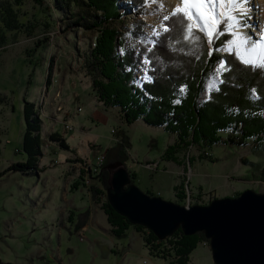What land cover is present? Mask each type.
<instances>
[{
	"label": "rangeland",
	"instance_id": "obj_1",
	"mask_svg": "<svg viewBox=\"0 0 264 264\" xmlns=\"http://www.w3.org/2000/svg\"><path fill=\"white\" fill-rule=\"evenodd\" d=\"M118 4L120 15L112 23L118 31L116 39H123L125 49L135 52L139 41L129 35L134 23H143L145 36L140 43L148 50L151 37H157L154 33L163 31V17L175 9L162 7L157 0H145L136 7L129 0H119ZM7 5L14 16L5 17L8 27L0 23V97L4 98L0 103V171L25 159L20 147L26 100L34 105L43 123V172L35 173L32 183L37 180L38 189L44 185L46 192L26 197L25 189L33 185H27L20 173H7L0 178V264H168V260L147 251L142 230L130 226L120 239L109 237L104 231L107 223L103 207L108 202L110 172L123 164L109 161L99 179L91 178L88 184L82 180L86 177L84 162L95 160V165V156H105L106 148L115 146L123 137L128 142V159L123 166L135 174L134 185L152 196L184 206L187 202L205 205L214 198L236 197L245 190L264 192V143L256 146L254 140H249L244 146L229 145L224 143L228 132H221L217 144H190L178 149L176 161L164 160L166 148L175 142L173 134L140 119L127 124L118 108L104 107L97 101L85 69V57L96 32L71 24L66 28L65 22L70 19L64 20L66 16L53 8L51 0H0V9ZM147 13L155 14L157 22H149ZM228 41L218 52L236 51L223 50ZM208 48L212 50L209 43ZM145 57L140 58L142 67L136 70L142 81L141 74L147 67L149 74L152 70ZM220 64L209 72L205 90L198 97L200 104L218 89L223 70ZM54 132L78 149L79 155L83 151L86 154L78 159L48 141V134ZM50 162L55 163L54 173ZM51 176L56 186L50 188ZM76 183L87 193L82 188L69 192ZM91 186L100 190L95 201ZM63 187L68 188L65 198ZM65 200L70 205L64 209L60 224L55 207H64ZM73 207H91L92 217L97 212L84 232L75 230L79 214ZM143 231L148 230L143 227ZM202 236L204 240L188 256V264H214L209 242Z\"/></svg>",
	"mask_w": 264,
	"mask_h": 264
},
{
	"label": "trees",
	"instance_id": "obj_2",
	"mask_svg": "<svg viewBox=\"0 0 264 264\" xmlns=\"http://www.w3.org/2000/svg\"><path fill=\"white\" fill-rule=\"evenodd\" d=\"M118 1L51 0L53 8L66 16L64 20L70 19L65 22L66 28L71 24L97 33L85 57V69L99 103L104 107L118 108L127 124L140 119L147 125L162 127L173 134L175 142L163 154L166 161H176L175 154L181 147L219 143L221 132H228L224 143L229 145L244 146L249 140H254L256 146L264 143V69L253 70L244 65L235 50L218 52V48L230 40L231 35L226 33L218 38L214 36L213 42L209 43L212 47L210 51L204 33H198L201 36L199 42L185 40V33L174 23L173 17L164 21L169 25L168 32L163 30L159 36L151 37L149 49L152 51L149 52L140 43L145 35L142 31L143 23L137 21L129 35L131 39L139 41L138 50H127L124 40L116 39L118 31L112 25L113 20L120 15ZM129 1L135 7L145 3V0ZM10 15L14 16L8 5L0 9V23L5 24V17L10 18ZM142 56L150 60L152 78L147 67L146 72L150 78L139 84L135 74L141 66ZM222 61L228 70H222L218 89L211 91L209 99L200 104L198 97L205 90L209 72ZM3 101L1 96L0 103ZM38 115L34 105L24 100V131L20 152L25 155V159L9 164L0 171V178L7 173L36 176L37 163L42 157L43 123ZM47 139L62 149L68 147L56 132L48 134ZM126 150L128 142L123 137L122 141L105 150V164L96 171L91 169V178L99 179L109 161L124 165L128 159ZM128 174L130 182L134 184L135 174L129 171ZM98 189V186L90 188L94 201L100 191ZM145 193L151 195L148 191ZM103 208L111 236L117 239L125 237L130 226L142 230L141 236L147 251L152 256L168 260V264H188L189 254L203 239L201 233L185 236L178 229L168 238L158 240L152 232L144 233L142 226L131 225L108 202Z\"/></svg>",
	"mask_w": 264,
	"mask_h": 264
},
{
	"label": "water",
	"instance_id": "obj_3",
	"mask_svg": "<svg viewBox=\"0 0 264 264\" xmlns=\"http://www.w3.org/2000/svg\"><path fill=\"white\" fill-rule=\"evenodd\" d=\"M106 199L117 214L158 240L178 229L185 236L202 233L214 264H264V192L245 190L186 207L141 191L120 165L110 172Z\"/></svg>",
	"mask_w": 264,
	"mask_h": 264
},
{
	"label": "snow or ice",
	"instance_id": "obj_4",
	"mask_svg": "<svg viewBox=\"0 0 264 264\" xmlns=\"http://www.w3.org/2000/svg\"><path fill=\"white\" fill-rule=\"evenodd\" d=\"M241 9L240 0H181L169 15L163 17V20L169 21L174 17V23L178 24L185 33L184 39L191 43L201 40L198 33H204L208 43L213 42L214 36L218 38L227 33L232 36V39L228 41L230 45H237L244 49V52L239 54L241 63L253 70L264 69V31L257 39L240 32L238 30L240 27H251L247 23L241 25L234 14ZM241 15H246V13L241 12ZM163 30L168 32L169 25L165 24ZM154 34L160 35L159 32ZM148 51L150 52L152 49H148ZM145 61L150 62L147 57H145ZM220 68L228 70L223 63L220 64Z\"/></svg>",
	"mask_w": 264,
	"mask_h": 264
},
{
	"label": "bare ground",
	"instance_id": "obj_5",
	"mask_svg": "<svg viewBox=\"0 0 264 264\" xmlns=\"http://www.w3.org/2000/svg\"><path fill=\"white\" fill-rule=\"evenodd\" d=\"M157 1L162 7H167L170 8L171 10L174 7L176 8L177 5L180 4L181 2V0H157ZM240 3L242 4V9L240 11L235 12L234 14L237 16L241 25L247 23L248 25H251V27L250 28L240 27L238 30L240 32L251 35L253 39L259 38L261 32L264 31V0H240ZM241 12L246 13V15H241ZM145 18H147L148 21L151 23L157 22V17L155 14L147 13L145 15ZM222 48L223 50H231L235 48L236 49L235 52H237L238 56L240 53L244 52L243 48L237 45H230L229 43H227ZM135 75L139 84L148 81L150 78L146 72L141 74L144 79L143 81L138 79L137 72Z\"/></svg>",
	"mask_w": 264,
	"mask_h": 264
},
{
	"label": "crops",
	"instance_id": "obj_6",
	"mask_svg": "<svg viewBox=\"0 0 264 264\" xmlns=\"http://www.w3.org/2000/svg\"><path fill=\"white\" fill-rule=\"evenodd\" d=\"M57 133V132H56ZM60 135V134H59ZM61 136V135H60ZM71 136V135H70ZM69 135L66 137L67 138V140H69V137H70ZM64 139V138H63ZM65 141V140H64ZM66 143V142H65ZM67 144V143H66ZM41 145H42V137H41ZM67 151H70L71 153H73V155H74V157H76V158H78L79 159V157H82L81 155H85L86 153H85V151H83V153L81 154V155H79V152H78V149H76V148H74V147H71L70 146V144H67ZM88 152L90 153H92V150L90 149V147H88ZM107 149V148H106ZM98 155V154H97ZM65 157H67V155H64V158ZM42 158L43 157H41L40 159H39V162L37 163V172L39 173V175H41V173L43 172V171H41V167H40V165H41V160H42ZM95 158H96V156H95ZM67 159V158H66ZM95 161V160H94ZM94 161L93 162H91V161H88L87 163L86 162H84V168H86V167H88L89 165H94ZM67 162H68V160H67ZM51 163V165H50V167L49 168H52L51 169V171H53V173H54V171H55V163L54 162H50ZM52 173V174H53ZM13 174H19V173H13ZM6 175V174H5ZM20 177L22 178V179H26L27 181H28V184L27 185H30L32 182H33V178L32 177H34V176H26V175H23V174H21L20 173ZM29 177V178H28ZM37 179L38 178H40V176L39 177H36ZM48 179H46V180H44V181H47ZM83 180V179H82ZM67 181H68V179H66L65 180V182H64V187H65V184H67ZM90 182H91V178H90V180H89ZM51 184H50V188L53 186V187H55L56 185H55V182H56V180L53 178V176H51ZM46 183V182H45ZM32 187L31 188H27V189H25L26 190V194H25V196L26 197H29V196H32V197H35V195H36V193L37 192H40L39 193V196L40 195H42L43 193H45L46 192V188L44 187V185H42V187L40 188V190L38 189V181L36 180L35 181V183H32ZM64 187H63V198H65L64 196L66 195V190H68V188H65L64 189ZM78 188H82L83 189V191L85 190L84 189V187L82 186V185H78L77 183L74 185V187L73 188H71V190H69V192H71L72 190H77ZM86 191V190H85ZM86 193H87V191H86ZM49 200V199H48ZM91 201V200H90ZM48 202V204H49V201H47ZM92 203H93V201H91ZM46 204V203H45ZM70 205V203L69 202H67V200H65V202H64V207H55V212H56V214L60 217V224H62V217H63V213H64V211H66V210H64V209H67L68 210V206ZM50 206L51 207H53V203H50ZM46 207V206H45ZM90 208L91 207H88V209L87 210H84V209H77V208H75V207H73V209L74 210H78V214H79V221H78V223L75 225V230L77 231V232H84V231H86V229L88 228V226H89V222L90 221H92V219H93V217L95 216V214L97 213H94V216L92 217L91 215L92 214H90L91 213V211H90ZM42 209H45V208H42ZM105 216V215H104ZM105 218H106V216H105ZM106 223H107V221H106ZM108 229H109V226H108V224H107V229H105L104 231H105V233L109 236V237H112V238H114L113 236H111L110 234H109V231H108ZM134 232V231H133ZM81 239V238H80ZM143 243V242H142Z\"/></svg>",
	"mask_w": 264,
	"mask_h": 264
},
{
	"label": "built area",
	"instance_id": "obj_7",
	"mask_svg": "<svg viewBox=\"0 0 264 264\" xmlns=\"http://www.w3.org/2000/svg\"><path fill=\"white\" fill-rule=\"evenodd\" d=\"M112 132H113V130H112ZM104 161H105L104 154H100V155H98L96 157V163H95V165H89L88 167L85 168V170H86V177L83 178L84 183L88 184L90 182L89 180L91 178V175L89 173H90L91 169H92V171L98 170L99 167L103 166ZM184 206L189 207V206H191V204L189 202H187V204L184 205Z\"/></svg>",
	"mask_w": 264,
	"mask_h": 264
}]
</instances>
